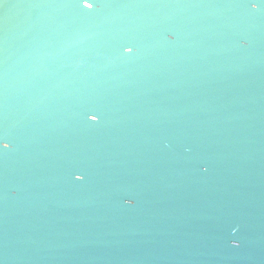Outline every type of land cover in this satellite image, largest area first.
<instances>
[{
	"label": "water",
	"instance_id": "95a60500",
	"mask_svg": "<svg viewBox=\"0 0 264 264\" xmlns=\"http://www.w3.org/2000/svg\"><path fill=\"white\" fill-rule=\"evenodd\" d=\"M24 2L0 26V259L264 264V9Z\"/></svg>",
	"mask_w": 264,
	"mask_h": 264
},
{
	"label": "snow or ice",
	"instance_id": "6c2138e0",
	"mask_svg": "<svg viewBox=\"0 0 264 264\" xmlns=\"http://www.w3.org/2000/svg\"><path fill=\"white\" fill-rule=\"evenodd\" d=\"M33 5L27 4L24 0H0V8L4 9L5 11L0 14V26L7 25V9L12 8H20V7H31ZM88 8H99L101 5L99 3L88 4ZM136 51L135 48V41L132 37H127L124 39V42L121 44V53L124 55H131ZM100 113L96 111H92L91 115L85 114V119L90 122H98L100 119ZM6 136L4 133H0V140H5ZM77 180L83 179L81 174H74Z\"/></svg>",
	"mask_w": 264,
	"mask_h": 264
},
{
	"label": "clouds",
	"instance_id": "9594fccd",
	"mask_svg": "<svg viewBox=\"0 0 264 264\" xmlns=\"http://www.w3.org/2000/svg\"><path fill=\"white\" fill-rule=\"evenodd\" d=\"M83 2L85 3L86 0H83ZM246 7H248L251 10H255V11H260L262 9H264V0H246ZM168 40L173 39V36L171 33L168 34L167 36ZM239 46L242 47H246L248 45V40L246 38H241L238 42ZM4 135L6 136L5 140H0V152H2L3 150H7L10 149L12 147V145L9 143L8 141V133L7 131L4 132ZM165 147H167V142L165 141ZM186 152L190 151L191 149L189 147H185L184 149ZM201 171L205 172L207 171V166L206 165H202L201 167ZM125 205H132L134 203L133 200L131 199H125L123 202ZM238 231V226H235L232 228V232L236 233ZM231 245L234 247H238L239 246V241L237 240H232L230 241ZM0 264H6V259H0Z\"/></svg>",
	"mask_w": 264,
	"mask_h": 264
}]
</instances>
